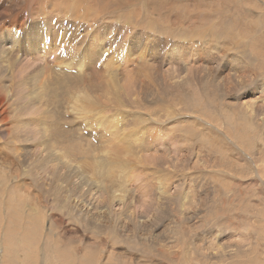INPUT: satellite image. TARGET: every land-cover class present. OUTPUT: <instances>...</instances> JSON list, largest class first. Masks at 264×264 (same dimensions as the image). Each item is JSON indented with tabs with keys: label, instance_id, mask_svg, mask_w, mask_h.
<instances>
[{
	"label": "rangeland",
	"instance_id": "374dc122",
	"mask_svg": "<svg viewBox=\"0 0 264 264\" xmlns=\"http://www.w3.org/2000/svg\"><path fill=\"white\" fill-rule=\"evenodd\" d=\"M113 1L0 0V264H264V0Z\"/></svg>",
	"mask_w": 264,
	"mask_h": 264
},
{
	"label": "bare ground",
	"instance_id": "6f19581e",
	"mask_svg": "<svg viewBox=\"0 0 264 264\" xmlns=\"http://www.w3.org/2000/svg\"><path fill=\"white\" fill-rule=\"evenodd\" d=\"M7 1H11V0H7ZM19 1H21V0H19ZM28 1V5L29 6H32V5H34V6H36V7H38L39 9H43V10H46L49 6L50 7H52V10H58V9H61V10H63V12H65V14L67 15V13H69V15H76V12L77 11H84V15L86 16V17H90V16H92V15H95V14H98L99 12H101V11H103L104 9H105V7H107L109 4H110V1L111 0H106L105 1V3H102V5H98V3H99V0H27ZM104 1V0H103ZM135 0H114L113 2L114 3H117V5L119 4V3H122V5L123 4H125V5H128V4H131L132 2H134ZM159 2H160V6L159 7H157L158 9H156L157 11H161L162 9H167V6L168 5H171V6H176V7H172L171 8V11H176V10H178L180 7H182V6H184V3H182V2H180L179 0H172L170 3H169V1L168 0H166V3L164 2V0H158ZM27 3V2H26ZM23 4V3H22ZM8 5H10V4H8ZM8 5H6L5 3H3V4H1L0 3V19L2 18V17H4L8 12H9V10H8ZM17 5V4H16ZM25 5V4H24ZM134 5V3H132L130 6H133ZM12 6V5H11ZM28 6V7H29ZM105 6V7H104ZM25 7H26V5H25ZM24 7V8H25ZM187 6H185V8H186ZM35 8V7H34ZM29 9V8H28ZM37 9V8H36ZM35 9V10H36ZM61 10H58V12L59 11H61ZM34 11V10H33ZM32 11V12H33ZM49 11V10H48ZM136 12H138L137 10H135ZM18 12V11H17ZM34 12H36V11H34ZM39 12V14H40V11H38ZM46 12L47 11H45V14H46ZM219 12V11H218ZM139 13V12H138ZM152 13V12H151ZM150 13V14H151ZM156 13V12H155ZM177 13H179L178 11H177ZM181 13V12H180ZM179 13V14H180ZM197 13L198 14H202L199 10L197 11ZM10 14V13H9ZM13 14V13H12ZM54 14H57V12L56 13H54ZM63 14V13H62ZM34 15V14H33ZM48 15H49V13H48ZM68 15V16H69ZM80 15V14H79ZM133 15V13L131 12V14H130V16L129 17H131ZM135 15V14H134ZM152 15V14H151ZM149 15V14H147V19L149 18V20H148V23H150V24H152V25H154V23H155V18H154V16L152 15ZM9 16V15H8ZM35 16V15H34ZM50 16V15H49ZM77 16L78 15H76V19H77ZM82 16H83V14H82ZM141 16V15H140ZM33 17V16H32ZM51 17V16H50ZM129 17H126V18H129ZM137 17H138V15H137ZM159 17V16H158ZM38 18V17H37ZM36 18V19H37ZM78 18H80V16H78ZM135 18H136V15H135ZM83 19H84V17H83ZM87 19V18H86ZM21 20H26V15H25V12H20V13H17V15L14 17V20H10V22H8V23H5V25L6 24H8V25H10L11 27L10 28H12V27H17V25H19L20 23H21ZM28 20V19H27ZM94 20V19H93ZM130 20H131V18H130ZM160 21H163L164 20V17L162 18V19H159ZM166 22V21H165ZM15 23H17V24H15ZM166 23H168L169 24V22H166ZM199 27V26H198ZM201 28V27H200ZM206 29V28H205ZM57 37V36H56ZM31 43V42H30ZM27 44V43H26ZM3 52H6V50L4 49L3 50ZM71 65V64H70ZM78 67V66H77ZM79 68V67H78ZM55 74V73H54ZM36 77H37V75H36ZM1 96V95H0ZM1 118V117H0ZM14 214H13V217L15 218V219H21V217H20V213L18 212V208H14V212H13ZM30 222H33V224L32 225H29L28 226V228H27V230H26V232H27V234L29 233V231L28 230H30V229H32V228H34L35 230H36V228H37V221H34V219H31V221ZM30 224V223H29ZM26 234V235H27Z\"/></svg>",
	"mask_w": 264,
	"mask_h": 264
}]
</instances>
